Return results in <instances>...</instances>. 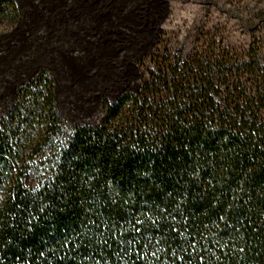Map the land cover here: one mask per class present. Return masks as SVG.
Masks as SVG:
<instances>
[{
  "label": "trees",
  "instance_id": "trees-1",
  "mask_svg": "<svg viewBox=\"0 0 264 264\" xmlns=\"http://www.w3.org/2000/svg\"><path fill=\"white\" fill-rule=\"evenodd\" d=\"M215 46L154 52L96 126L57 115L45 73L18 89L0 264H264V44Z\"/></svg>",
  "mask_w": 264,
  "mask_h": 264
},
{
  "label": "rangeland",
  "instance_id": "rangeland-1",
  "mask_svg": "<svg viewBox=\"0 0 264 264\" xmlns=\"http://www.w3.org/2000/svg\"><path fill=\"white\" fill-rule=\"evenodd\" d=\"M9 1V7L0 5V119L18 89L41 73L51 81L54 109L65 123L96 126L107 103L138 90L156 51L184 57L213 41L215 48L241 54L253 39L264 44V0H117L124 8H104L109 14L99 31L91 29L97 14L82 16L76 7L64 12L49 0ZM81 23L94 42L79 41ZM107 33L111 40L101 47Z\"/></svg>",
  "mask_w": 264,
  "mask_h": 264
},
{
  "label": "crops",
  "instance_id": "crops-1",
  "mask_svg": "<svg viewBox=\"0 0 264 264\" xmlns=\"http://www.w3.org/2000/svg\"><path fill=\"white\" fill-rule=\"evenodd\" d=\"M115 0H113V1H109L108 3H106V4H101L100 5V2L98 1V0H75V5H68V3H66V4H63V3H61L60 1H58V2H55V0H49L48 2H46L48 5H51V8H57V7H59V8H63V11L65 12V11H70V12H72V10L76 7V9H78V11L80 12V15H86V16H94V15H96L97 14V18L95 17L94 18V22H95V24H94V26H93V28H91L93 31H99V30H101L102 28H101V22L103 23V21H104V19H105V16L106 15H108L109 13L108 12H106L107 11V9H109V8H111V9H113V10H115V9H119L120 7L121 8H124L123 6H124V3H119L117 0L114 2ZM12 4H11V2H10V6H11ZM109 7V8H108ZM106 9V11H104V12H106V13H104L103 12V9ZM3 10V9H2ZM96 10H98V11H101V12H98V11H96ZM54 14H57V15H61L62 13H61V11H59V9H54ZM96 12H98V13H96ZM34 14H36V13H34ZM94 14V15H93ZM75 16H77V15H75ZM76 19L75 20H77V21H80V20H82V19H84L83 17L82 18H77V17H75ZM80 19V20H79ZM74 20V21H75ZM80 23V22H79ZM59 24H61V23H59ZM62 24H64V25H67V23H66V20H63V23ZM85 24V23H84ZM84 24H82L81 23V27L82 28H80V32L81 33H84V36H79L78 38H79V41H83V42H87V43H89V42H94V41H90L89 39H87L86 38V32H88V27L86 26V25H84ZM87 24H89V23H87ZM90 25V24H89ZM80 26V25H79ZM88 29V30H87ZM110 34L111 33H107V34H105L102 38H101V40H102V44H101V47H104V46H106L108 43L107 42H110V40H111V36H110ZM69 36L70 37H72L73 36V34L71 33V32H69ZM97 39V38H96ZM76 42V41H75ZM107 43V44H106ZM72 57V56H71ZM69 58V57H68ZM70 59H72V58H70ZM73 62L72 61H68V62H65V64L66 65H69L68 67H70V66H72L71 64H72Z\"/></svg>",
  "mask_w": 264,
  "mask_h": 264
}]
</instances>
